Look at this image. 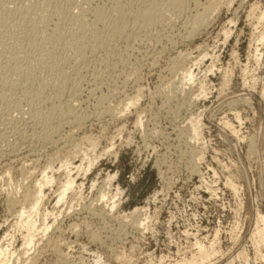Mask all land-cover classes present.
Listing matches in <instances>:
<instances>
[{
    "label": "rangeland",
    "instance_id": "374dc122",
    "mask_svg": "<svg viewBox=\"0 0 264 264\" xmlns=\"http://www.w3.org/2000/svg\"><path fill=\"white\" fill-rule=\"evenodd\" d=\"M263 10L0 0V264H264Z\"/></svg>",
    "mask_w": 264,
    "mask_h": 264
},
{
    "label": "bare ground",
    "instance_id": "6f19581e",
    "mask_svg": "<svg viewBox=\"0 0 264 264\" xmlns=\"http://www.w3.org/2000/svg\"><path fill=\"white\" fill-rule=\"evenodd\" d=\"M259 22L258 23H262L263 25H264V10L261 12V14H260V16H259ZM263 28V27H262ZM259 41L261 42V41H264V31L262 32V34H261V36H260V39H259ZM256 51L258 52V49H256ZM259 59V58H258ZM192 72V71H191ZM189 73V74H192V73ZM249 93V92H248ZM264 93V91L263 92H261V94H263ZM76 95V94H75ZM264 97V95H261V97ZM245 98V97H244ZM247 98H249V97H247ZM251 98V97H250ZM243 99V98H242ZM236 100V99H235ZM240 100V99H239ZM251 100V99H250ZM250 100H248V101H250ZM238 101V100H237ZM242 101H244V100H242ZM235 102V101H234ZM245 102H247V100L245 101ZM69 103V102H68ZM250 103V102H249ZM71 104V103H70ZM74 105V104H73ZM76 105V104H75ZM71 106V105H70ZM71 109H73V108H70V107H68V109L67 110H65L64 112L66 113V115L68 116H70L71 115V113H73L72 112V110ZM115 109V108H114ZM102 113V112H101ZM110 113V112H109ZM64 114V113H63ZM65 115V114H64ZM87 115V114H86ZM237 115V114H236ZM238 116H240L239 114L236 116V117H238ZM80 118V117H79ZM239 119H240V117H239ZM86 122V121H85ZM198 123H199V121H197V123H196V125L194 126V131H195V135H198V131H197V129H198ZM223 123H225V122H223ZM64 124H65V122H64ZM224 125V124H223ZM225 125H226V123H225ZM224 125V126H225ZM227 125H230V126H228V127H231V124H230V122H228V124ZM226 125V126H227ZM233 125V124H232ZM75 127V126H74ZM226 128V127H225ZM231 129V128H230ZM74 130V129H73ZM228 131V130H227ZM234 133H235V135H237L238 133L240 134V132H238L237 131V129H234V130H232ZM240 131V130H239ZM228 133H229V131H228ZM232 133V132H231ZM15 135V134H14ZM68 135H70V134H68ZM72 135V134H71ZM243 135V134H242ZM256 135H258V134H256ZM42 136V135H41ZM67 136V135H66ZM239 136V135H238ZM263 136V135H262ZM46 137H48V136H46ZM245 137H247V136H245ZM252 137V136H251ZM244 138V137H243ZM237 139V138H236ZM239 140H240V137L238 138ZM241 139H242V137H241ZM250 139V138H249ZM253 139V138H252ZM15 140V139H14ZM27 140V139H26ZM245 140V139H244ZM243 140V141H244ZM238 141V140H237ZM248 141V140H247ZM253 141V140H252ZM245 142V141H244ZM243 142V143H244ZM250 142V141H249ZM253 142H255V141H253ZM14 143V142H13ZM241 143V142H240ZM250 144H252L251 142H250ZM253 144H255V143H253ZM251 146V145H250ZM255 146V145H254ZM253 146V147H254ZM241 147V146H240ZM253 147L251 146L250 147V151L251 152H256L255 151V149H253ZM256 147V146H255ZM252 149H253V151H252ZM17 154V153H16ZM255 155V154H254ZM63 167V166H62ZM66 167V166H65ZM68 167H69V165H68ZM68 167H66V168H68ZM70 168V167H69ZM89 168H90V165H89ZM68 170V169H67ZM66 170V171H67ZM71 173H72V171L71 172H69L68 173V178L66 179L67 181L65 182V184L63 183V185H62V193L59 195V198H58V202H57V204H59L60 202H62L64 199H65V196H66V193H67V191H68V189L70 190L71 188H72V186H73V184L75 183V179L72 177V175H71ZM46 176H48V175H46ZM48 178L49 179H47L48 181H51V178H50V176H48ZM110 180H111V178H109ZM108 179V180H109ZM47 182V181H46ZM52 182V181H51ZM51 182H48V183H51ZM42 183V182H41ZM48 183H44L45 185L46 184H48ZM42 186H43V184H42ZM231 186L236 190V191H238L237 190V186H235L234 184H232L231 183ZM44 187V186H43ZM71 187V188H70ZM41 188V187H40ZM42 190V189H41ZM39 192H41V191H39ZM38 192V193H39ZM118 192H119V190H118ZM108 194L109 193H107V194H103L102 195V197L105 199H108V200H111V198H108ZM118 194V193H117ZM116 194V195H117ZM39 195V194H38ZM40 195H42V194H40ZM116 195H114V196H116ZM41 197H43V196H41ZM113 197V196H112ZM117 197V196H116ZM40 200H42L41 198H40ZM114 201V200H113ZM38 202H39V200H38ZM38 202H37V205H38ZM115 208V204H113L112 205V208ZM23 211H25V210H23ZM23 211H22V213H23ZM28 211H31V210H28ZM136 211H141L140 209H136V210H134L133 211V213L134 212H136ZM142 211H143V209H142ZM27 213V212H26ZM29 213V212H28ZM28 213L26 214V215H28ZM31 214V213H30ZM29 214V215H30ZM22 215V214H21ZM23 215H25V214H23ZM145 216V215H144ZM149 216V215H148ZM23 217V216H22ZM146 217V216H145ZM29 219H30V217H28ZM147 218H149V217H147ZM257 219H256V225H255V229L253 228V230H252V234L250 235V237H251V242H253L254 244H256V248L259 250V248H260V245L261 244H264V215H261V214H257V217H256ZM33 219V218H32ZM23 220V219H22ZM35 220H37V219H35ZM146 220V219H145ZM148 221L149 220H151V218H149V219H147ZM147 220H146V222H147ZM29 222L31 221V220H28ZM29 222H28V224H29ZM36 222V221H35ZM145 221L143 222V223H146ZM27 223V222H26ZM31 223V222H30ZM147 223H149V222H147ZM27 224V225H28ZM35 223L33 222V223H31V225H30V227H29V230H34L35 228V225H34ZM147 225V224H146ZM149 226L148 227H150V224H148ZM145 226V225H144ZM26 227H28V226H26ZM146 227V226H145ZM43 228H46V227H43ZM147 228V227H146ZM150 229V228H149ZM148 229V230H149ZM31 231H30V233H31ZM32 233H33V231H32ZM218 233V232H217ZM33 235H31V234H29L28 236H26L27 237V240H31V238L33 239V237H32ZM216 236H217V234H216ZM28 242V241H27ZM31 242V241H30ZM195 246H196V248H197V250H198V252H197V254L199 255H197V256H195V254H194V256H193V258H191V259H186V258H182V259H180V260H174L173 262H170V263H168V264H196V262H200V264H216L214 261L216 260V258H215V256L218 254L217 253V251L214 249V244H210L209 246H208V244L206 245V244H204L202 241H198V242H196L195 243ZM4 252H5V250L3 251V249H2V246L0 245V256L1 255H3L4 254ZM8 252V251H7ZM9 252H10V250H9ZM238 254V255H237ZM236 255H237V257L236 258H240L241 260L243 259V261L245 262V264H248V254H247V252L245 251V250H240V252H238ZM197 257V258H196ZM222 257V256H221ZM215 258V260L213 261V259ZM233 261H234V259L233 260H230L229 262L231 263V264H233ZM162 262V261H161ZM162 264H166V263H162Z\"/></svg>",
    "mask_w": 264,
    "mask_h": 264
}]
</instances>
